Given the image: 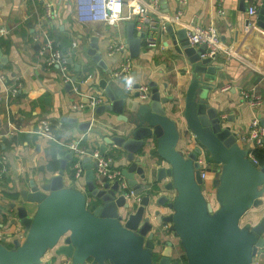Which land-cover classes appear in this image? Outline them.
Wrapping results in <instances>:
<instances>
[{
    "label": "crops",
    "instance_id": "crops-1",
    "mask_svg": "<svg viewBox=\"0 0 264 264\" xmlns=\"http://www.w3.org/2000/svg\"><path fill=\"white\" fill-rule=\"evenodd\" d=\"M124 1L126 12L131 3L149 4L155 19L153 35L157 46L151 47L146 43L147 33L139 29L137 15L114 23L84 24L75 17V0H0V73L4 75L0 82V148L7 164V172L0 179V221L5 231L0 242L9 249L15 248L16 239L23 245L29 235L32 237L41 229L38 224L31 229L11 222L14 216L11 204L16 199L14 194L27 187L32 179L38 184L50 182L59 171L49 168L52 140L37 132L43 128V120L57 123L65 143L80 141V145L88 149H101V145L106 144L105 154L113 157L114 166L121 170L130 164L126 159L127 152L114 143H107L106 138L127 134L140 125L151 127L152 134L145 139L142 151L137 154L142 156L139 165L145 168L146 177L142 178L136 172L135 177L141 185L133 189L142 197L151 194L156 198L167 193L172 199L175 192H168L164 188L166 182L157 179L158 169L168 164L164 155L187 156L195 147H202L205 153L199 155V160L203 165L201 171L204 170L206 176L202 178L200 189L215 210L222 206L219 187L228 163L216 160L206 145L204 133L211 129L200 123L197 114V105L203 94L218 109L224 124L231 125L238 132L239 145L243 150H249L248 157L254 155V148L259 147L250 138V123L253 118H258L264 126V26L259 24L258 13L250 14L249 8L255 6L258 9L262 0H158L157 5L151 0ZM46 3H52L54 16L45 26L69 55L74 79L86 93H102L104 104L112 100L100 86L102 78L126 91L124 84L111 74L123 62L126 53L110 54L109 47L113 42L124 41L127 44V25L135 22V33L145 32V36L142 37L139 56L132 57L128 48L133 59L132 78L136 83H157L162 97L168 98L162 102L166 113L153 111L149 99L141 100L138 112L126 106L123 114L128 120L113 111L99 114L97 111L92 113L88 107L79 108V95L63 81L59 67L47 69L37 57L41 38L36 39L35 34L40 31L39 21L44 20ZM169 22L182 24L188 30L191 25L217 26L223 49L210 63L221 66L215 78L196 71L188 55L176 49L167 31ZM93 36L99 37L98 43L110 71L98 65L88 53ZM205 56H209L208 53ZM83 86L88 87L85 89ZM14 87L18 89L15 96L11 93ZM245 91L249 93L248 98L244 96ZM64 117L76 118L77 122ZM87 121H91L90 127L82 130L79 123ZM13 125L19 130L11 136ZM240 137L245 139L241 141ZM62 147L65 153L58 154L59 159L71 151L65 145ZM71 162H68L64 174L65 185L86 193V170L84 178L78 181L71 172ZM160 209L164 215L172 212L166 206ZM263 219L264 183L258 187L254 202L240 214L238 224L254 240L257 235L253 228ZM168 239L174 243L173 259L184 256L182 251L186 249L181 237L174 232L161 237L162 243ZM62 243L60 240L52 246L36 264H73L72 258L58 253V246ZM162 243L157 241L155 251L161 249ZM255 261L264 264L263 251H258ZM88 264L113 263H100L89 258Z\"/></svg>",
    "mask_w": 264,
    "mask_h": 264
},
{
    "label": "water",
    "instance_id": "water-1",
    "mask_svg": "<svg viewBox=\"0 0 264 264\" xmlns=\"http://www.w3.org/2000/svg\"><path fill=\"white\" fill-rule=\"evenodd\" d=\"M257 13L259 24L264 26V0ZM135 25V22L127 25L126 42L132 57L140 55L142 37L145 36V32L135 33ZM166 27L176 49L188 55L196 71L215 78L221 66L210 65L217 56H205L207 45L199 48L192 45L188 29L182 24L169 22ZM98 41V36L92 37L88 53L98 65L110 71ZM99 83L112 102L99 105L97 113L103 114L108 110L124 115L126 106L133 112L140 111L139 91L134 96L129 95L123 87H115L106 78ZM140 84L136 83L135 87ZM149 84L152 110L165 114L162 102L168 98L162 97L155 81ZM83 87L86 89L88 86ZM205 95L197 105V114L200 123L211 129L204 133L206 145L216 160L228 163L219 187L220 209L215 210L201 193L203 165L199 155L205 151L200 146L187 156L164 155L168 164L158 169L157 179L166 182L164 188L168 192H175L172 199L167 193L156 198L147 194L140 203L127 199L119 180L102 182L97 179V163L91 157V150L81 160L86 170L87 192L67 187L64 174L68 162L75 158L71 150L60 158L59 171L50 182L38 184L32 179L27 187L14 194L16 199L11 204L14 215L11 222L31 229L38 224L41 229L36 235H29L23 245L16 239L14 249L0 242V264H36L60 240L63 243L58 246V253L72 258L73 264H88L89 258L113 264H181L179 259H173V241H161L168 232L181 237L188 250L189 264H258L255 256L264 250V219L253 228L257 235L254 240L240 228L238 221L240 214L254 202L258 187L264 183V164H256L248 157L249 150H243L239 145L238 132L231 125L224 124L218 109L208 102ZM64 119L77 122L76 118ZM90 125L91 121L79 123L82 130ZM151 134V127L140 125L127 134L106 138L107 143H114L127 152L126 159L130 164L122 172L132 188L137 189L141 185L135 177L136 172L142 178L146 177L145 168L139 165L142 156L137 154ZM106 150L107 145L102 144L101 152L104 154ZM89 197L92 207L88 204ZM165 206L172 210L168 215L160 209ZM165 223L170 225L166 227ZM157 241L164 249L157 250L155 263L153 253Z\"/></svg>",
    "mask_w": 264,
    "mask_h": 264
},
{
    "label": "built area",
    "instance_id": "built-area-1",
    "mask_svg": "<svg viewBox=\"0 0 264 264\" xmlns=\"http://www.w3.org/2000/svg\"><path fill=\"white\" fill-rule=\"evenodd\" d=\"M152 3L158 4V0H151ZM74 13L78 21L89 24L93 22H107L114 23L124 19H131L134 15L138 17L139 29L147 33L146 43L155 47L158 45L157 40L153 35V29L155 27V19L150 13L148 3H131L128 12L125 11L124 0H75L74 2ZM249 13L255 15L257 13V7L250 6ZM54 16L52 3H46L44 20L39 21L40 31L35 34V38L40 40V45L37 51V57L39 61L50 69L54 66L59 67L61 77L64 82L70 83L71 89L79 95V101L77 106L79 108L88 107L95 113L97 107L105 102V96L102 93H86L81 89L80 85L76 82L73 77L71 70V64L69 55L62 49L61 45L54 37H52L48 27V21ZM179 17H176L178 19ZM48 26V25H47ZM3 31L5 29H2ZM189 40L192 45H207L208 55H216L219 53L222 47V41L220 32L215 24H210L206 27L192 26L188 30ZM124 52L126 53L123 62L115 69L111 71L112 77L118 79L124 84L126 91L130 94H135L139 91L138 97L141 100H148L151 96V87L147 83H142L138 88L135 87L136 82L133 79V84L129 87L126 83V77H132L133 59L128 54V46L124 41L113 42L109 47V53ZM264 75V72H263ZM4 80V75L0 73V82ZM18 89L12 88V95L17 94ZM245 97H249L248 92H244ZM88 98V101L85 100ZM255 102V101H251ZM42 129L38 130L41 135L47 136L52 141L67 146L70 150L74 151L76 163L74 178L78 181L84 178V168L82 166V158L88 154L91 150V157L96 161L95 173L98 180L104 182L105 180L115 181L119 180L121 189L125 191L127 199L132 203H140L142 195L133 188L129 189V184L126 177L123 175L121 169L114 166V159L111 156L103 154L99 147L88 149L80 145V141H73L65 143L61 138H58L54 131L51 129V124L48 120L42 121ZM19 130V127L13 125L10 135L13 136ZM250 138L256 146L262 147L264 144V126L260 124L258 118H253L250 123ZM245 137H242L244 140ZM241 140V137H240ZM241 140V141H242ZM252 155V154H251ZM256 164H260L259 160L254 156H250ZM7 172L6 156L0 148V179ZM202 178H205L206 172L201 171ZM89 204V200H88ZM168 225H166L167 227ZM5 231L0 221V241L4 238ZM264 253V250H263Z\"/></svg>",
    "mask_w": 264,
    "mask_h": 264
},
{
    "label": "trees",
    "instance_id": "trees-1",
    "mask_svg": "<svg viewBox=\"0 0 264 264\" xmlns=\"http://www.w3.org/2000/svg\"><path fill=\"white\" fill-rule=\"evenodd\" d=\"M51 129L54 131L55 135L58 138H61L62 136V131L61 128L57 126V123H52L51 124ZM14 138V137H13ZM63 147L60 143L57 141H52L51 147H50V154H51V160L49 162V168L57 171L60 166V159L58 158V154H64L65 151H62ZM254 156L259 160L260 164H264V148L262 147H256L253 150ZM75 163H76V158L71 162L70 164V169L71 172L74 174L75 173ZM182 261L183 264H188V260L186 256H182Z\"/></svg>",
    "mask_w": 264,
    "mask_h": 264
},
{
    "label": "flooded vegetation",
    "instance_id": "flooded-vegetation-1",
    "mask_svg": "<svg viewBox=\"0 0 264 264\" xmlns=\"http://www.w3.org/2000/svg\"><path fill=\"white\" fill-rule=\"evenodd\" d=\"M90 207H92V203H91V205H90ZM162 249H164L162 246H161V251H162ZM157 251H154V253H153V261L156 263V261H157ZM180 260V262L181 263H183V261H182V256H181V258L179 259Z\"/></svg>",
    "mask_w": 264,
    "mask_h": 264
},
{
    "label": "clouds",
    "instance_id": "clouds-1",
    "mask_svg": "<svg viewBox=\"0 0 264 264\" xmlns=\"http://www.w3.org/2000/svg\"><path fill=\"white\" fill-rule=\"evenodd\" d=\"M126 79V83H127V85L129 86V87H131L132 86V84H133V78L132 77H126L125 78Z\"/></svg>",
    "mask_w": 264,
    "mask_h": 264
},
{
    "label": "rangeland",
    "instance_id": "rangeland-1",
    "mask_svg": "<svg viewBox=\"0 0 264 264\" xmlns=\"http://www.w3.org/2000/svg\"><path fill=\"white\" fill-rule=\"evenodd\" d=\"M182 253L186 256L187 260L189 261L188 250L186 249L185 251H182Z\"/></svg>",
    "mask_w": 264,
    "mask_h": 264
}]
</instances>
